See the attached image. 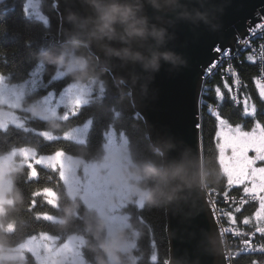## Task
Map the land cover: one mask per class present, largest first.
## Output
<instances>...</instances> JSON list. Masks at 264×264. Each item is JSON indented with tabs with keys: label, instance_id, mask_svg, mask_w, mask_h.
Instances as JSON below:
<instances>
[{
	"label": "trees",
	"instance_id": "obj_1",
	"mask_svg": "<svg viewBox=\"0 0 264 264\" xmlns=\"http://www.w3.org/2000/svg\"><path fill=\"white\" fill-rule=\"evenodd\" d=\"M40 1L43 3V13L49 16L50 27H45L44 23L36 18L25 16L23 11L25 0H0V73L6 75L10 73L12 82L24 81L29 79V72L36 68L35 66L38 62L47 65L43 76V83L47 85L44 89L45 91L55 89L58 93L65 85L74 82L88 85L97 91L103 87L106 90L107 98L103 102L97 98L90 106L83 107L80 114L71 119L69 125L61 123L60 120L42 122L33 115L29 116L32 119L29 122L30 127L48 130L50 133L56 134H62L70 125L83 124L89 117H95V123L90 133V146L86 144L73 146L63 140L49 144L42 142L40 137L33 136L31 133L25 134L12 130L9 134V139L13 142L7 145L0 143V157L7 155L10 149L17 144L20 146L30 144L35 147L40 142L43 152H51L56 148L62 147L72 154L74 159H80L88 163L101 162L106 156L107 144V142H102L101 133L111 121L115 124L117 130L125 128L129 134L124 137L128 140V151L132 161L131 170L134 173L138 168H143L145 165L163 170L162 152L157 148V140L148 131L145 117L134 99L132 86L110 72L108 68L101 67L97 60L98 56L86 44L73 41L62 44L59 41L60 24L58 20H60V12L53 7V0ZM3 29H6V31H3ZM28 42H31L30 47L27 46ZM71 51H75L77 56L86 57L87 67L77 69L65 75L66 78L47 84L57 66L50 62L51 58L62 56V54H65V56L70 55ZM242 59L243 63L240 66V70L247 85L242 99L244 100L245 96H251V101L255 102L258 108L256 119L264 123V103L259 100L255 83L256 67L249 57L243 56ZM212 82L215 84L212 93H210V96L202 106L205 108L202 120L204 163L208 173L206 179L212 182L213 185L223 189L222 191L224 192L227 191V187L226 178L219 163V150L216 140L217 122L209 112V105L211 107L217 105L215 89L219 87L224 95V99L220 104V112L222 115L229 117L230 123L233 125L241 124L244 130H250L254 125V120L253 118L242 116L243 104L240 107H234L230 99L229 90L231 88L227 81L219 77ZM225 84H227V88L224 86ZM40 94L42 95L44 92L42 91ZM29 102L26 99L24 103L28 105ZM117 111L121 113L119 119H115L113 116V113ZM26 171L25 165H21L16 166L10 174L13 188V204L7 207V213L1 217L0 243L14 247L26 240L27 233L33 230L47 229L68 237L74 235L83 237L89 264H98L99 258L105 260L106 264H112L109 256L101 247V241H106V226L98 218L96 212L88 208L80 198L74 199L66 190H63L61 182H59L55 174L45 170L42 172L41 179L38 182L26 183ZM49 175H52V180L47 179ZM48 182L57 184L55 185L57 186L56 190H61L60 192L57 191V193H60L59 208H52L46 204L42 196H37L35 211L48 212L55 215L56 220L52 227L45 221L31 222V213L28 212L31 193L43 188L42 185ZM138 186L155 188L157 181L153 179L139 180ZM164 190L166 191V186H164ZM240 191L232 190L234 193ZM144 205L145 207L139 210L135 207L129 208L133 217H129L131 230L137 234V246L134 252L135 256H137L135 264H151V240L153 238L156 241V251L159 259L161 261L166 259L169 264L171 260V244L167 221V198L154 196L152 200H145ZM254 212L255 206L252 204L248 209H243L239 213L244 216L245 213L253 215ZM239 213L231 210V215L234 218L235 215L237 216V223H234V226L237 227L240 219ZM126 214L129 215L128 212ZM141 216L145 223H141L137 219ZM1 223H3L4 227L1 226ZM9 224L14 226V231L5 229ZM124 262L127 261L122 256L121 264ZM0 264H16V262L5 261Z\"/></svg>",
	"mask_w": 264,
	"mask_h": 264
},
{
	"label": "water",
	"instance_id": "obj_2",
	"mask_svg": "<svg viewBox=\"0 0 264 264\" xmlns=\"http://www.w3.org/2000/svg\"><path fill=\"white\" fill-rule=\"evenodd\" d=\"M110 2L78 0L80 15L73 17L74 26L65 23L68 14L62 15L59 39L88 43L101 67L132 86L149 133L163 150L164 170L176 166L183 170L182 181L166 186L171 196L167 199L170 264H226L201 184L200 88L205 69L219 59L215 45L235 50L236 39L248 36L247 28L260 22L264 0H116L133 8L145 34L129 36L126 26L117 22L112 38L101 39L97 5ZM64 3L60 15L66 10ZM164 54L178 60H166Z\"/></svg>",
	"mask_w": 264,
	"mask_h": 264
},
{
	"label": "snow or ice",
	"instance_id": "obj_3",
	"mask_svg": "<svg viewBox=\"0 0 264 264\" xmlns=\"http://www.w3.org/2000/svg\"><path fill=\"white\" fill-rule=\"evenodd\" d=\"M35 0H25L23 11L26 17L32 15V6ZM53 7L59 11V0H53ZM45 27L49 26L47 17H41ZM62 19V14H61ZM257 29H264V24L257 25L256 28L249 29L252 35H255ZM6 31V29H3ZM27 46H31V42L27 43ZM213 51L222 53L223 56H228L230 49H221L217 44L213 48ZM264 59V53L261 56ZM251 60L252 58L249 57ZM218 61H214L208 68L205 69V75H210L212 69L215 68ZM36 68L44 69L47 65H43L37 62ZM36 75L35 71L29 72V79L19 82H12L11 74L0 73V143L10 144L9 134L12 130L22 132L25 134L31 133L33 136L40 137L42 142L51 144L55 141L63 140L70 145L79 146L86 144L90 146V133L95 123V117H89L83 124L70 125L66 131L62 134L50 133L48 130H41L29 126V122L32 120L27 116L17 114V109L13 107L14 103L24 98L30 102L39 101L41 111L43 115L39 119L43 122L48 117L59 119L61 123L69 125L72 118L77 117L80 111L85 106L93 104L97 98L103 102L107 98L106 90L101 87L99 91L95 88L78 85L74 82L65 85L57 94L55 89L44 90L47 85L43 83V73L40 74L41 84L38 86L31 77ZM66 78V76L59 71L54 72V75L50 77L47 84ZM239 85V79L234 81ZM258 97L261 103H264V83L260 79L255 81ZM226 88L227 84L224 85ZM44 92L41 95V92ZM205 92L208 89L205 87ZM231 91V90H229ZM215 98L217 101L216 110L213 111L209 105V112L214 116L216 120V140L217 148L219 150V163L225 171L228 177V184H244L246 180H249L251 187L245 186L243 192L245 194H251L253 201H258V207L254 212V217L257 221L264 220V167H255L257 162H264V123L259 119H256L258 114V108L255 102L249 107L248 101L251 100V96H245L243 101V117H251L254 120V126L250 131L243 130V125L230 123L229 117L222 115L220 112V104L224 99V95L220 88L215 89ZM230 99L237 105L241 102L235 95H230ZM22 112V110H19ZM121 113L119 111L114 112L115 119H119ZM201 127L197 124V128ZM111 133V135H110ZM128 136V132L125 128L119 130L116 129L113 122H109L107 128L102 131V142H109L112 136L117 139L121 136ZM130 139V137H129ZM222 141V142H221ZM42 144L37 143L35 147L30 144L20 146L17 144L10 149L12 156H19L25 164L26 171V183L33 181H39L43 171L55 174L61 182L63 190H68L73 187L83 188L84 191L90 196L96 195V189L91 185L85 186L79 175L76 174L72 164V154L66 151L64 148H56L51 152H43L41 150ZM226 149H230L232 152V160L235 162L234 167H229L225 164L224 153ZM249 151L255 153L254 157H249ZM52 175L47 177L48 180H52ZM211 191V190H210ZM257 193H260L259 195ZM37 196H42L47 205L52 208H59L60 193H57L51 187H43L37 189L31 193L30 204L28 212L31 213V222L45 221L49 223V226L55 223V215L48 212L35 211L37 207ZM241 203H246L242 200ZM130 207L136 209H143L142 203L139 205H127L123 206L122 210L128 212V216L117 215L114 210L113 215L110 218L112 224H122L129 217H132V213L129 211ZM235 212L242 211L241 207H236ZM230 222H234V217L231 213L228 214ZM141 223H145L143 217L137 218ZM244 224L249 223V219L243 220ZM150 228V226H149ZM14 231V227L12 228ZM231 231V229L222 230L224 232ZM255 233H259L264 236V227H256ZM253 233V235H255ZM233 235H240L239 232H233ZM244 252H260L264 253V245L253 247L249 241H245ZM25 253L31 255L34 258L35 264H87L89 259L87 250L84 245L83 238L68 237L51 231H35L27 233L26 240L21 246ZM152 252L150 255L151 264H168L166 259L160 260L156 251V241L153 238L151 240ZM237 255H240L238 253ZM252 264H257L256 261H252Z\"/></svg>",
	"mask_w": 264,
	"mask_h": 264
},
{
	"label": "rangeland",
	"instance_id": "obj_4",
	"mask_svg": "<svg viewBox=\"0 0 264 264\" xmlns=\"http://www.w3.org/2000/svg\"><path fill=\"white\" fill-rule=\"evenodd\" d=\"M42 4L43 3H41L40 0H35L32 6V9H31L32 15L30 17L36 18L37 20L41 22H43L41 17H47L49 21V25H50L51 22H50L49 16L43 13ZM59 17H60V20H58V23L60 24L61 23L60 14H59ZM252 28L253 26L248 27L247 33L249 32V29H252ZM240 39L241 38L238 37L236 39L235 44L238 45V41ZM261 53H264V52L262 51ZM94 54L97 55L96 53ZM243 56L248 57L247 54H243ZM261 56L262 55H259V58H261ZM63 57H64V64L58 65L55 69L56 71L62 72L64 75H67L77 69H84L80 67L74 68L72 66V62L75 60L76 57H78L76 54L72 53L68 56V58L64 54ZM223 60L216 59L215 61H218L217 66H219V64L222 63ZM251 60L253 61L256 67V71H257L256 80H257L259 79V73L260 74L264 73V68L260 66V68L258 69L255 61L253 59ZM44 69L35 68L33 70L36 72V75L32 76L31 79L37 85L38 83L41 84L40 74L43 73V76H44V71H45ZM211 76L212 74L207 75V76L204 75L203 80L204 81L206 80L209 82V80L211 79ZM219 77L227 81V84H228V79L230 80V78L227 75L225 76H221L220 74L215 75V77H213L211 80L213 81L215 78H219ZM203 80H202V88H205L203 87ZM231 81L233 80L231 79ZM76 84L82 85V86H88L82 83H76ZM209 84L211 88H213V86L215 85L213 82H210ZM229 86L230 88H232L231 85ZM242 86L245 88L247 85L243 83ZM207 92L208 94L204 95L205 97L210 95L212 90L208 89ZM201 98L203 99V97ZM25 100L26 99L24 98H20L13 105V107L17 109L18 115L27 116L26 114H30L37 118L43 115L41 108H40L39 101H33L30 104L25 105L24 104ZM248 103H249V107H251V104L253 102L249 100ZM200 107H202V104ZM234 107H240V106L234 105ZM19 110H22V112H20ZM46 120L51 121V120H59V119L48 117ZM250 130H245V131H250ZM254 155L255 153L249 151L248 153L249 157H254ZM224 158H225L226 165H228L230 168L234 167L235 162L232 160V152L230 149H226L224 153ZM70 163L72 164L76 174L81 177L83 184L85 186L91 185L92 187L96 189V195L94 197L90 196L84 191L83 188H78V187H73V188L68 189V192H69L68 194L74 199L80 198L88 208H90L91 210H94L98 215H100V217L103 219L105 226H106V235H107L106 241L112 239L117 234H121V233L123 234L124 240L122 242V250L119 253L120 261H121V256H123L127 262L131 261L132 263H134L136 261L134 259L135 257L134 252L136 249V244H135L136 232H133L131 230L130 222H129L130 219L128 218L122 224L110 223V218L113 215L114 210L116 211L117 215L128 216L126 212L122 210L123 206L131 205V204L139 205L140 203L143 204L145 202V200L141 199V197L136 193V188L139 187L138 186L139 180L135 179L133 175L134 173L131 171L132 164H131V160L129 157L127 140L124 138L123 135H121L118 139L115 136H112L111 140L107 142L106 144V156L104 160L99 163H88V162H84L82 160L74 159V158L71 159ZM21 165H25L24 161L19 156H15V157L12 156L11 151L7 155L0 157V217L2 216L1 214L4 212L5 207L9 205L10 203L9 194L12 188L10 174L16 166H21ZM254 166L264 167V162H257V164ZM222 171L226 178L227 186L229 189H233V188L239 189L240 188L243 191V188L245 186H248V187L252 186L250 183V178L249 180H246L244 184L229 185L228 177L225 174V171L223 168H222ZM257 194L259 195L260 193H257ZM205 198L210 204L211 196H205ZM251 203L255 206V208L258 207V201H252ZM212 213L216 221V215L214 211ZM252 216H253L252 220L254 222L253 224L252 222L250 223L252 224L254 228L264 227V220L257 221L254 217V214ZM167 221H168V216H167ZM127 230H130L131 233ZM22 245H20L17 248H10V249L0 247V263H3L5 261H10V262L24 261L28 253H25L22 250V247H21ZM109 260L113 264V260L110 256H109Z\"/></svg>",
	"mask_w": 264,
	"mask_h": 264
},
{
	"label": "bare ground",
	"instance_id": "obj_5",
	"mask_svg": "<svg viewBox=\"0 0 264 264\" xmlns=\"http://www.w3.org/2000/svg\"><path fill=\"white\" fill-rule=\"evenodd\" d=\"M260 17H261L260 22L263 23L264 22V15L261 14ZM48 27H50V25ZM59 32H60V28H59ZM59 41L62 44H64L65 42H69L71 40L59 39ZM251 41H253L254 43H258V42H263L264 43V40H255V39H253ZM73 42H77V41H73ZM80 43L86 44L89 47L88 43H85V42H80ZM225 49H232V48L231 47H228V48H225ZM72 53L73 54H76L75 51H71V54ZM63 55L64 54H62V56ZM67 56H69V55H67ZM233 56H235V55H233ZM78 57H81V56H78ZM224 57H226V56H223L222 53H220L218 55V58H224ZM83 58L87 61V58L86 57H83ZM236 59L237 60L240 59V54H237L236 55ZM97 60H98V63L100 65V57ZM56 65L58 66V64H56ZM104 68H107V67L104 66ZM109 71L112 72L113 74H115L112 70L109 69ZM203 78H204V76H203ZM242 82L246 84V82H245V80L243 78V75H242ZM262 82H264V81H262ZM228 85H231L232 86L231 91H230V95H236L237 94L238 96H236V97L241 102L239 105H237V104H235L231 100L232 104L233 105H237V106H241L243 104V101H244L242 99V95L244 93V89L245 88L242 86L241 89H234L233 81H231V79L230 80L228 79ZM203 87H206V86H203ZM204 89L205 88H202V85H201V88H200V97H199V104H200V106H201V104L203 106V103L205 102V100L210 96V95H208L206 97L204 96V95H207V92H205ZM201 97H203V99ZM30 103L31 102H29L28 104H30ZM216 107H217V105L212 106V110L215 111L216 110ZM204 109L205 108H203V107H199L198 108V124L201 125V127H199V135H200V155H201L200 156L201 157L200 158L201 159L200 164H201V184H202V190H203V193H204L205 196H211L212 197L211 198L212 201L210 202L212 212L216 210V206L215 205H217L218 208L224 207V208L227 209V212L223 216V219H220L219 221L216 222L217 227H218V230H219V234H220V237H221V244H222V241L225 242V243H227V242L228 243H233L236 246L242 247L243 248V253H244V248L246 247L245 246V243H244L245 241H249V243L252 246L254 244H256V245H264V236H262L259 233H255V229L256 228H254L252 226V224L254 222L252 220V217H251L252 215H247L246 214L247 212L245 213L244 216H243V214L240 215V213H239L238 216H239L240 219H239L238 227L237 226H234L235 225L234 223L235 222L237 223V220H238L236 215H235V218H234V222H230V218H229V215L228 214L231 213V210H234L236 207H241L242 210L243 209H248L249 206L252 205V203H249V202H248V204H246V203H243V204L242 203H239L237 201L238 198L246 199V197L247 196H250L251 194H245L240 188L239 189H236V188L229 189L228 186H227V182H226L227 191H224L223 192L222 191L223 189H220L218 186L213 185L212 182H210V181H208L206 179L207 176H208V173L206 172V166H205V163H204V152H203V141H202V120H203V112L205 111ZM26 115H27V117L31 116L30 114H26ZM54 121H56V120H54ZM124 138L127 140L126 137H124ZM127 144H128V140H127ZM157 148L162 152V157H163V170H164V162H165V160H164V153H163V150L159 148V146H157ZM84 162H86V161H84ZM97 163H99V162H97ZM131 164H132V161H131ZM131 171L134 173L133 170H131ZM11 182H12V179H11ZM55 185H57V184H52L51 182H48V183H45L44 185H42V187H51L55 191L60 192L61 191L60 189L59 190H56L57 189L56 188L57 186H55ZM232 190H241V191L238 192V193H234V192H232ZM12 192H13V188H11V191H10V194H9L10 203H9V205H7L5 207L4 212L1 214L2 215L1 217H3L5 215V213H7V210H8L7 207H9V206H11L13 204V200H12L13 193ZM66 192L69 193L68 190H66ZM144 203H143V206L145 207ZM255 210H256V208H255ZM96 215L104 223V221L100 217V215H98L97 213H96ZM1 217H0V220H1ZM245 218H248L249 219V223L248 224H244L243 223V220ZM250 222H252V224ZM219 223L224 224V228L225 229H231V231L230 232L229 231L228 232H224L223 235H222L221 232L224 229H221ZM1 226L4 227L3 226V223H1ZM13 227L14 226L12 224H9V225H7L5 227V229L8 230V231H11ZM130 227H131V223H130ZM44 230L46 231L47 229H44ZM39 231H41V230H39ZM127 231H129L131 233L130 230H127ZM124 232H126V231H124ZM233 232H239L240 235H233ZM253 233H255V235H253ZM74 236L75 237L83 238V237L78 236V235H74ZM70 237H73V236H70ZM136 237H137V234H136ZM135 240H136V238H135ZM83 241L85 242V239L84 238H83ZM23 243L24 242H22L19 245H15L14 247H12L9 244H1L0 243V247L6 248V249L17 248L20 245H22ZM135 244L137 246V241H135ZM222 248H223V251L225 252V248L224 247H222ZM170 255H171V253H170ZM227 255H224L225 256V260H226V264H232V263H228V261H227L228 257H230L233 260V264H252V261H255V260H258V259H263L264 260V253H260V252H258V253L257 252H255V253L248 252L247 254H243L242 256L241 255L235 256V254L233 255V252L230 250ZM134 259L137 260V256H135ZM135 262L132 263L131 261H129V264H135ZM170 262H171V260H170ZM16 264H35V261H34V258H32L30 254H27L26 255V259L24 261L16 262ZM87 264H89L88 261H87ZM123 264H128V262H124Z\"/></svg>",
	"mask_w": 264,
	"mask_h": 264
},
{
	"label": "clouds",
	"instance_id": "obj_6",
	"mask_svg": "<svg viewBox=\"0 0 264 264\" xmlns=\"http://www.w3.org/2000/svg\"><path fill=\"white\" fill-rule=\"evenodd\" d=\"M95 3V0H93ZM99 15L97 32L100 34V38L104 37L112 38L115 29L113 25L117 22L126 26V31L129 36H143L145 34L144 29L138 25L141 21L136 19V13L131 6L121 4L112 0V2L97 5ZM127 54V52H125ZM164 59L175 62L178 57L173 54H164ZM51 63L63 65L64 57L51 58ZM153 68L157 67V59L153 58L151 61ZM72 66L85 68L87 67V61L83 57H76L72 62ZM183 170L180 166H176L172 169L159 170L153 166L145 165L143 168H138L133 174L137 180H156L157 186L155 188L137 187L136 193L143 200H152L154 196L161 198L166 197L171 199V196L164 190V186L171 184L173 181L183 180ZM99 239V235L97 234ZM124 240L123 234H117L112 239L107 241H101V247L107 255H109L113 264H121L119 253L122 250V242ZM98 264H106V261L102 258L98 259Z\"/></svg>",
	"mask_w": 264,
	"mask_h": 264
},
{
	"label": "built area",
	"instance_id": "obj_7",
	"mask_svg": "<svg viewBox=\"0 0 264 264\" xmlns=\"http://www.w3.org/2000/svg\"><path fill=\"white\" fill-rule=\"evenodd\" d=\"M260 24H264V22L256 24V26L260 25ZM256 26H253V28H256ZM253 39L264 40V29H257L255 35H252V33L248 32V36H246L244 39H240L238 41V45L235 44V46H234L235 50L232 51V49H230L231 51H230L229 55L224 57V60H223V58H219L220 60H223V61H222V63L219 64V66H216L215 68L212 69L211 79L213 77H215V75H219V74L221 76L227 75V76H229L230 79L233 80L234 89H241L243 82H242V75H241L240 66L243 63V59H242L243 54H247L248 57H251L255 61L258 69L260 68V66L262 68H264V59L259 58V55H262L261 52L262 51L264 52V43L263 42L254 43L253 41H251ZM237 54H240L239 60L236 59ZM233 55H235V56H233ZM235 74H237V75H235ZM211 79L209 80V82L206 80H205L206 81L205 82L203 80V86H206V88H208L209 90L213 89V88H211V86L209 84L210 82H212ZM236 79H239V81H240L239 85L234 83V81ZM259 79L264 81V73H262V74L259 73ZM207 94H208V92H207ZM235 96H238V95L236 94ZM235 106H237V105H235ZM242 200L246 201V204H248V202L251 203L253 201L251 199V195L247 196L246 199L238 198L237 201L239 203H241ZM211 201H212V199H211ZM215 206H216V210L214 211V213L216 215V222H217L220 219H223V216L226 214L227 209L224 207L218 208L217 205H215ZM219 224H220L221 229H225L224 224H222V223H219ZM258 246H260V245H256V244L253 245L254 248L258 247ZM222 247L225 248L224 255H227L230 250L233 252V255L235 254V256H238L237 255L238 253H240L241 256L243 254L248 253V252L243 253V248L236 246L233 243H228V242L225 243L222 241ZM253 253H255V252H253ZM227 261H228V263L233 264V260L230 257H228ZM255 261L257 262V264H264L263 259H258Z\"/></svg>",
	"mask_w": 264,
	"mask_h": 264
},
{
	"label": "flooded vegetation",
	"instance_id": "obj_8",
	"mask_svg": "<svg viewBox=\"0 0 264 264\" xmlns=\"http://www.w3.org/2000/svg\"><path fill=\"white\" fill-rule=\"evenodd\" d=\"M65 1V3L64 4H66L67 5V7H66V10L65 9H63L64 11H63V14L62 15H64V14H68L67 16H66V18H63V19H66V22L65 23H69L70 25L72 24L73 26L75 25V23H74V21H73V17H78L79 15H80V7H76L75 6V4L78 2V0L77 1H75V0H73L72 2H67L66 0H60V4L61 3H63ZM76 8L79 10V11H77L76 10ZM67 12H69V13H67ZM65 23H63V24H65ZM78 23V21L76 22V24ZM62 24V25H63ZM73 34H75V36L77 37L78 35H80V33H77V32H75V33H73Z\"/></svg>",
	"mask_w": 264,
	"mask_h": 264
}]
</instances>
